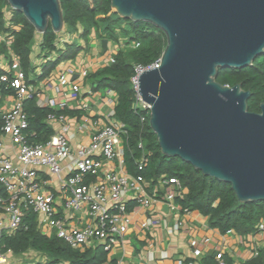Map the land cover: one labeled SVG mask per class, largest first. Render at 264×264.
I'll return each instance as SVG.
<instances>
[{"label": "water", "instance_id": "95a60500", "mask_svg": "<svg viewBox=\"0 0 264 264\" xmlns=\"http://www.w3.org/2000/svg\"><path fill=\"white\" fill-rule=\"evenodd\" d=\"M7 2L38 34L49 25L63 30L59 0ZM110 7L166 36L159 65L138 79L161 153L229 183L240 202L264 200V103L251 112L249 90L216 80L220 67L249 66L263 53L264 0H111Z\"/></svg>", "mask_w": 264, "mask_h": 264}, {"label": "trees", "instance_id": "16d2710c", "mask_svg": "<svg viewBox=\"0 0 264 264\" xmlns=\"http://www.w3.org/2000/svg\"><path fill=\"white\" fill-rule=\"evenodd\" d=\"M64 27L72 32L80 24L83 28L78 36L86 40L92 31L107 41H118L120 33L125 41L103 66L87 74V79L94 89H109L116 96L114 103L115 118L124 124V166L127 173L140 176L150 186L161 176L175 177L180 180L185 194L175 198L183 212L198 211L207 218L210 228L217 229L221 234L234 232L240 236L256 234L257 224L264 221V200L240 202L231 185L222 180L205 176L189 162L177 156H165L161 153L156 134L149 126V110L135 106V89L130 81L134 74V65L149 66L159 59L166 46V36L157 27L144 21H133L121 18L111 10V0H59ZM119 28V31H116ZM59 33L53 32L49 25L41 35L42 51H58L56 40ZM0 54L10 58L13 53L25 74L27 83H33L30 76L36 72L31 63V44L36 35L33 25L25 16L12 9L7 0H0ZM81 50L76 42H66L65 48L58 51L55 60H47L41 66L38 80L48 78L58 63L74 59ZM6 75L7 82L0 81V95L11 97L16 95L15 88L10 86L11 72L0 68V76ZM216 80L230 86L240 83L244 90L250 91L247 99L248 110L260 112V104L264 103V51L255 57L249 66L239 69L220 67ZM36 95L22 101V110L27 116L28 130L32 131L34 141H44L53 134L46 122L49 113L80 115V111L63 107L56 110L49 106L40 107L36 104ZM143 118V120L141 119ZM139 142L142 147L138 146ZM145 160L139 168V160ZM0 185V195L5 196ZM133 203L127 204L131 212ZM34 250L46 257V261L34 264H103L108 259V251L96 246L84 251L74 249L56 236H46L37 226V216L29 207L19 227L9 235L0 237V253L11 252L20 255ZM216 251L201 256L200 264H214ZM228 263L233 259L226 253ZM240 264H264V247L259 248L256 256L250 257Z\"/></svg>", "mask_w": 264, "mask_h": 264}, {"label": "built area", "instance_id": "2783aa9c", "mask_svg": "<svg viewBox=\"0 0 264 264\" xmlns=\"http://www.w3.org/2000/svg\"><path fill=\"white\" fill-rule=\"evenodd\" d=\"M4 40L5 35H0V41ZM106 52H110L108 60H111L115 51ZM9 56L6 60L4 55H0V68L11 72L10 86L16 90L13 106L0 110V185L6 193L5 196L0 195V237L13 233L19 227L24 208L29 207L35 212L37 226L44 235H54L79 250L97 241L104 250L109 251L122 239L131 222V212L127 210L129 201L142 208L151 207L163 198L157 191L160 187L169 188L164 195L169 203L183 195V186L175 177L161 176L157 179L154 192L149 193L142 177L125 171L123 136L126 130L124 124L115 118V100L111 97L108 99L110 109L104 114L103 121L80 117L72 128L64 114L49 113L46 122H58V130L45 141H32L22 101L31 97L34 91L26 82L17 57L11 52ZM159 63L160 58L149 66L134 65L130 81L136 92L135 106L148 109L138 93V79L141 73L157 67ZM88 73L86 69L78 72L84 77ZM0 81L7 82V76L1 75ZM70 91L76 97L80 85L72 83ZM91 91L90 86L88 92ZM36 104L51 108L64 105L61 103L58 106L55 99L41 96H37ZM86 107L83 104L79 106L83 109ZM79 132L88 134V139L77 144L75 140ZM6 137L9 144L5 141ZM138 146L141 148L142 143L139 142ZM144 160V156L139 160V168ZM103 161H117V169L114 166L104 167ZM40 168H45L57 179L55 192L48 190L50 181L42 177ZM59 197L67 210L65 216L58 215L55 203ZM76 214L87 215L91 221L82 226L76 225L73 223ZM156 222V218L148 217L144 225L150 226ZM178 225L175 224L174 228H178ZM256 227V238L250 241L248 253L240 255V260L231 264H240L258 254L256 241L264 240V221H260ZM193 254L199 256L201 250L195 248ZM224 254L223 249H218L214 264H230ZM5 261L4 254L0 253V264ZM185 264L194 263L190 261Z\"/></svg>", "mask_w": 264, "mask_h": 264}, {"label": "crops", "instance_id": "0c3cea01", "mask_svg": "<svg viewBox=\"0 0 264 264\" xmlns=\"http://www.w3.org/2000/svg\"><path fill=\"white\" fill-rule=\"evenodd\" d=\"M41 35H38L36 41L33 39L34 42L32 41L30 53V60L36 67V72L30 76V79L34 80V82L28 84L32 87L36 97H50L55 99L58 106L63 103V107L80 111V115L64 114L72 125V128L77 123V118L80 120V117H87L89 120H99L100 122L103 121L104 114L110 109L108 99L111 97L115 100L116 96L113 92H108V89H94L87 76L84 77L78 74V72L86 69L90 73L103 66L108 61L106 50H110L111 46L114 45V41H107L106 50H103L102 38L96 40L94 34H92V37L89 36L90 40H88L86 46L82 44L80 39L70 41L69 43L74 41L81 46L78 55L74 59L61 61L48 78L38 80L37 75H39L44 62L55 60L58 56V51L65 48L64 45L68 42L67 39H69L68 35L64 36L62 30L56 40L58 51L47 52L42 51L40 48ZM81 39L84 40L85 38L81 37ZM4 58L6 60L9 59L7 57ZM74 82L80 85V91L76 97L70 94L71 84ZM90 86L92 87L91 93L88 92V87ZM14 97H2L0 95V110L13 106ZM82 104L87 105V107L84 109L79 108ZM63 107H56L54 109L60 110ZM49 125L53 130V134H55L59 128V123L52 122ZM30 133L33 134L32 131ZM31 139L34 141L32 137ZM87 139L88 134L79 132L75 143L79 144L80 142H85ZM5 141L9 144L7 137ZM117 165V161L104 162V167L114 166L117 169ZM39 172L43 178L50 181V185L47 187L48 190L55 192L58 183L57 179L51 176L45 168H40ZM156 183L150 186L146 182L149 193L154 192ZM168 190L169 188L167 187L157 189L163 198L148 208L139 207L132 200L128 202L133 203L131 222L122 239L108 251V259L103 264H185L190 261L194 264H200L199 260L201 256L218 249H223L233 259V262H238L240 255L248 253L250 241L256 238L255 234L243 237L234 232L221 234L217 229L210 228L207 218L198 211L183 212L175 199L172 203H169V200L164 197ZM185 192L186 189L183 188L182 194H185ZM55 204L58 215H67V210L64 208L63 200L60 197L56 200ZM0 215H2L1 211ZM75 217L77 218L73 220V223L79 226L91 221L87 215L81 216L80 214H76ZM148 217L156 218L157 222L150 226H145L144 223ZM175 224H179L178 228H174ZM96 246L102 245L94 241L80 251ZM195 248L201 250V255L195 256L193 254ZM26 253H31V255L35 256L39 255L41 260L25 262L24 264L44 263L46 261L44 255L34 250H28L22 254L26 255ZM5 259L6 261L3 264H20L9 263L6 256Z\"/></svg>", "mask_w": 264, "mask_h": 264}, {"label": "rangeland", "instance_id": "374dc122", "mask_svg": "<svg viewBox=\"0 0 264 264\" xmlns=\"http://www.w3.org/2000/svg\"><path fill=\"white\" fill-rule=\"evenodd\" d=\"M82 30H83V28H82V26L80 24H78L77 27H76V29H74L72 32L68 31L67 29H65V27H63L64 36H67V35L69 36V39H67L68 42H70L72 40H78V39H80L81 42H82V44L86 46L87 43H88V40H90V38H88L87 40L86 39H84V40L81 39V37H79L78 35L80 33H82ZM116 31H119V28H116ZM92 34H94V37L96 38V40H98L99 38H102V36L99 35V31H92L89 36L92 37L93 36ZM38 35L39 34L36 33V35L34 37V41H36V39L38 38ZM117 37H118V41L117 42H114V45L111 46L110 50L116 51L118 49V46L123 45V42L125 41L124 37L121 36L120 33L117 34ZM109 53L107 54V58H109V56H108ZM256 244H257L256 245L257 248L264 247V240H257L256 241ZM5 256H6L7 261L9 263H20V264H24L25 262H32V261H36V260H41V258H39V255H36L35 256V255H31V253H29V254L26 253V255L25 254H22V255H19V256H15V255H12L10 252H7L5 254Z\"/></svg>", "mask_w": 264, "mask_h": 264}]
</instances>
